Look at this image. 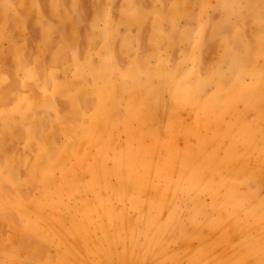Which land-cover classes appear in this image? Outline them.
I'll return each instance as SVG.
<instances>
[{
	"label": "rangeland",
	"instance_id": "374dc122",
	"mask_svg": "<svg viewBox=\"0 0 264 264\" xmlns=\"http://www.w3.org/2000/svg\"><path fill=\"white\" fill-rule=\"evenodd\" d=\"M0 264H264V0H0Z\"/></svg>",
	"mask_w": 264,
	"mask_h": 264
},
{
	"label": "clouds",
	"instance_id": "9594fccd",
	"mask_svg": "<svg viewBox=\"0 0 264 264\" xmlns=\"http://www.w3.org/2000/svg\"><path fill=\"white\" fill-rule=\"evenodd\" d=\"M225 11L229 16L237 15L240 9L233 7L232 5H227ZM136 13L134 16H137ZM160 24L162 21L160 19ZM157 29L158 33H162L165 36L166 40L169 38L170 34L164 33L162 27L160 26ZM208 26V22L198 24V26L192 30L187 31L184 30L181 35L184 39L190 44L192 53L184 58H182L177 65H171L170 61L166 59H162L163 62L159 63V65H163L166 68V75L172 82L173 86L179 93H186L188 91H192L202 87L207 83L206 80L202 79L198 70V62H199V48L202 46L203 38L205 30ZM176 29L175 21H173V31ZM102 39L106 43L108 48V61L103 65V75L111 76L115 78H120L122 73H127L130 78L134 79H142L145 76V71L142 67L135 64L131 69L121 70L116 63L115 56L112 53V44L118 38V26H113L110 15L102 20ZM121 40V49L128 50L130 52H137L138 49L136 47L137 41L136 38L129 39L125 36L120 37ZM162 40V41H163ZM161 41V42H162ZM193 57L196 58L195 66L193 63ZM158 65V66H159ZM119 69V71H117ZM177 85H179V89H177Z\"/></svg>",
	"mask_w": 264,
	"mask_h": 264
}]
</instances>
